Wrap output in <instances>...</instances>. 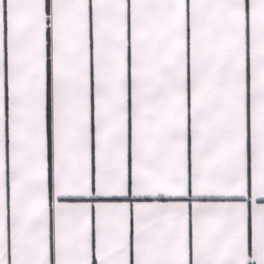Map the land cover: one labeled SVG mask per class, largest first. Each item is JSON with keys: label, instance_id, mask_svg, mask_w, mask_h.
<instances>
[{"label": "snow or ice", "instance_id": "6c2138e0", "mask_svg": "<svg viewBox=\"0 0 264 264\" xmlns=\"http://www.w3.org/2000/svg\"><path fill=\"white\" fill-rule=\"evenodd\" d=\"M0 264H264V0H0Z\"/></svg>", "mask_w": 264, "mask_h": 264}, {"label": "crops", "instance_id": "0c3cea01", "mask_svg": "<svg viewBox=\"0 0 264 264\" xmlns=\"http://www.w3.org/2000/svg\"><path fill=\"white\" fill-rule=\"evenodd\" d=\"M4 2H5V5H6V0H4ZM46 3L50 4V0H46Z\"/></svg>", "mask_w": 264, "mask_h": 264}]
</instances>
